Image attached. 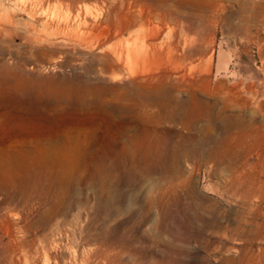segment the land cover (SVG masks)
Returning a JSON list of instances; mask_svg holds the SVG:
<instances>
[{"label": "rangeland", "instance_id": "1", "mask_svg": "<svg viewBox=\"0 0 264 264\" xmlns=\"http://www.w3.org/2000/svg\"><path fill=\"white\" fill-rule=\"evenodd\" d=\"M143 83L167 101L196 93L213 107L210 123L152 127L181 156L177 165L167 156L166 170L125 164L116 147L133 129L119 140L115 118L108 130L105 107L128 104ZM235 117L256 146L217 162L209 155L235 141L226 125ZM6 157L0 264H80L88 236L94 261L264 264V0H0ZM57 223L45 249L39 237Z\"/></svg>", "mask_w": 264, "mask_h": 264}, {"label": "bare ground", "instance_id": "2", "mask_svg": "<svg viewBox=\"0 0 264 264\" xmlns=\"http://www.w3.org/2000/svg\"><path fill=\"white\" fill-rule=\"evenodd\" d=\"M34 11L35 10L33 9V7H31L28 13L33 14ZM87 19L88 22L95 21V19L91 15L88 16ZM141 48L142 50L144 49L143 46H141L140 49ZM135 59L136 58L133 57L131 53L128 54L127 60L129 62L130 68H134L136 66ZM3 79L6 80V75ZM162 90L163 89L161 87H153L149 83L139 84L135 87V91L133 92V94L128 97V104H124L121 101L123 100V98L120 97L119 104L109 105L105 107L107 126L111 124L113 119L117 118L119 120L117 126V138L119 140L125 135V132L129 127L133 129L132 134L128 137V143H121L118 140L119 144L116 147L118 150V153L116 152L117 157H122L125 160V164L129 163L132 165L137 163V165H139L144 163V168L152 167L154 165H159L162 163L166 166L167 164H165L164 162H167V156H170L171 162L177 165L180 162V154L175 153L169 155L168 152L164 150V142L155 136V131L152 129V127L159 125L164 120H180L188 127L193 125L195 122L203 119H207L210 123L212 119L211 117L213 115V107L209 102L203 100L196 93H191L190 98L187 101H183L177 98H170L168 102ZM151 108H157L158 111L156 113H152L150 111ZM226 122V125L229 123L234 124L235 126L236 132L232 133L234 135V138L236 137L235 141L233 142L232 138L228 136L223 142L219 144L218 151L209 156L217 162L230 159L235 160V158L237 157H239V160H244V158H240L241 156L239 155L238 151L240 149H244L245 155L243 156L246 157L249 151L252 150L254 146H256V141L252 144H249L247 142V139L251 137L250 129L246 125H244L238 117L227 118ZM109 129L110 126L108 130ZM108 132L109 131H107V133ZM227 134L232 135L230 132H228ZM106 149L107 152H112L111 149H113V147L109 141H106ZM201 149V145H194L189 150V154L194 155L195 158H199L203 155ZM11 163V158L6 157V159L0 161V166L11 165ZM166 169L167 166L165 167V170ZM254 193L255 192H253V190L248 192L249 195H254ZM60 227L61 224L57 223L55 225V228H53L50 232H42L41 236L39 237V241L43 244V247L45 249L51 243H53V235L55 232H60ZM60 237L61 236H59V238ZM84 239L87 240L89 245H92L91 247L93 248L91 249L93 250L90 249L92 252L91 256L87 257L82 263H80L81 260H79L80 264H115V259L110 256H103L102 258L98 259V261H94L93 258L99 256L100 250L99 248L91 244L93 240L89 238V236L87 238L84 237ZM55 241H57V239ZM71 254L68 253L67 257L71 258ZM62 256L65 257V255ZM61 263L62 260H57V262L55 261V264Z\"/></svg>", "mask_w": 264, "mask_h": 264}]
</instances>
